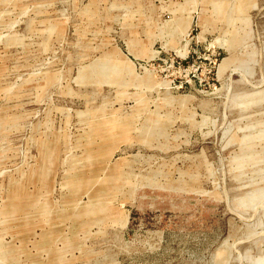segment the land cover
<instances>
[{
  "label": "rangeland",
  "instance_id": "1",
  "mask_svg": "<svg viewBox=\"0 0 264 264\" xmlns=\"http://www.w3.org/2000/svg\"><path fill=\"white\" fill-rule=\"evenodd\" d=\"M0 264H264V0H0Z\"/></svg>",
  "mask_w": 264,
  "mask_h": 264
}]
</instances>
